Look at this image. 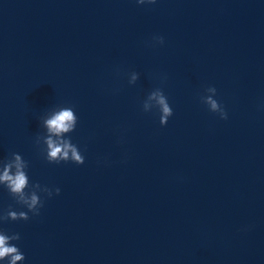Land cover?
<instances>
[{"label":"clouds","instance_id":"clouds-1","mask_svg":"<svg viewBox=\"0 0 264 264\" xmlns=\"http://www.w3.org/2000/svg\"><path fill=\"white\" fill-rule=\"evenodd\" d=\"M138 4H155L156 0H137ZM155 43L163 44L162 36L153 37ZM139 78L136 72L130 73L129 84H135ZM207 93L201 99L208 106L209 111L218 113L221 119H227V113L224 111L220 103L213 97L216 95L215 87H208ZM143 111L149 112L156 108L160 112V124H167L169 117L173 115V110L168 102L167 97L160 88L152 90L143 101ZM77 116L71 106H64L53 109L50 115L43 119V126L46 134L41 138L38 137V143L42 141L45 145L43 151L49 163L68 162L71 161L77 165L85 162L84 156L78 147L71 142L66 135L73 132L77 125ZM28 162L25 161L18 153H11V158L0 161V185H4L9 193L16 199L17 203L27 208L28 212L33 215H39V210L43 207V201L38 195L39 192L47 193L52 196L53 191L47 187H42L39 183L29 184V177L26 169ZM28 189V191H26ZM60 189L55 188V194L59 195ZM28 212L15 211L9 208L5 214L0 215V222L7 220H25L29 219ZM20 236L18 233L11 235L0 230V261L7 260V264H20L24 261L25 256L20 249L12 241H18Z\"/></svg>","mask_w":264,"mask_h":264}]
</instances>
